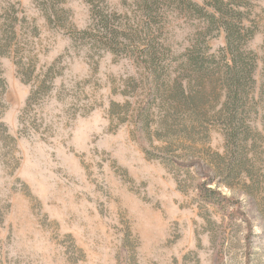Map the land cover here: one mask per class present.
I'll list each match as a JSON object with an SVG mask.
<instances>
[{"label": "rangeland", "instance_id": "obj_1", "mask_svg": "<svg viewBox=\"0 0 264 264\" xmlns=\"http://www.w3.org/2000/svg\"><path fill=\"white\" fill-rule=\"evenodd\" d=\"M225 1L236 115L210 0H0V264H264V0Z\"/></svg>", "mask_w": 264, "mask_h": 264}, {"label": "trees", "instance_id": "obj_2", "mask_svg": "<svg viewBox=\"0 0 264 264\" xmlns=\"http://www.w3.org/2000/svg\"><path fill=\"white\" fill-rule=\"evenodd\" d=\"M142 3L148 9L152 2L151 0H143ZM206 6L210 7L213 12L203 14L195 5L190 6V8L195 9L196 13L204 17L209 26L222 29L225 33L226 47L221 50V53L225 61L224 82L228 90L226 107L230 115H236L243 100L244 92L255 83L253 80L256 66L255 58H251L250 55L241 51L245 30L241 26V14L237 9V4L225 0H210ZM247 33L248 31H246ZM198 191L201 201L215 205L224 213L229 208L234 207L228 198L219 191L209 188L207 183L200 184Z\"/></svg>", "mask_w": 264, "mask_h": 264}]
</instances>
